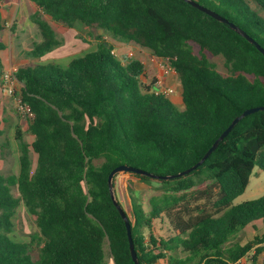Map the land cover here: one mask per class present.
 Listing matches in <instances>:
<instances>
[{
	"label": "trees",
	"instance_id": "16d2710c",
	"mask_svg": "<svg viewBox=\"0 0 264 264\" xmlns=\"http://www.w3.org/2000/svg\"><path fill=\"white\" fill-rule=\"evenodd\" d=\"M4 1L0 53L7 49ZM27 1L39 9L32 21L42 36L30 52L33 61L62 46L41 15L67 29L97 28L168 60L180 80L185 109L179 111L156 80L143 82L140 60H120L107 41L66 66L50 62L19 68L17 96L35 115L27 130L35 139L29 144L16 127L19 175H0V264H110L106 242L113 264H134L109 175L128 165L172 176L198 164L237 117L264 106V56L227 24L184 0ZM195 1L264 48V17L251 2ZM254 2L264 11V0ZM208 54L223 57L228 75L217 71ZM4 72L0 59L1 80ZM31 154L37 156L36 166ZM257 167L264 171V112L244 118L197 171L159 181L164 193L152 200L149 214L131 199L126 212L140 263L242 264L253 251L258 261L264 233L244 245L232 244L248 226L264 225V197L234 205ZM197 196L204 203L191 208L188 200ZM21 202L39 230L33 239L40 242L37 253L32 243L11 238ZM156 220H168L173 234L159 236Z\"/></svg>",
	"mask_w": 264,
	"mask_h": 264
},
{
	"label": "rangeland",
	"instance_id": "374dc122",
	"mask_svg": "<svg viewBox=\"0 0 264 264\" xmlns=\"http://www.w3.org/2000/svg\"><path fill=\"white\" fill-rule=\"evenodd\" d=\"M248 1L264 17V11L258 7L254 0ZM3 8L4 16L8 24L3 34V40L8 48L4 53L7 68L5 69L6 74L11 72V70L37 65V63H57L55 60L61 61L59 64L62 65V63L65 64L72 58L95 51L98 44L102 41L110 42L116 46L119 42L103 30L97 28H82L81 30L67 29L51 22L45 15H41L44 20L52 24L62 46L52 52L53 54H49L43 58L41 62L33 61L30 57V52L37 43L42 41L40 30L32 21V15L38 12V7H33L30 3H23V0H5ZM210 8L214 9L212 6ZM132 46L134 48L131 47L128 50L118 46L114 52L124 62H127L128 59L140 60L146 70V77L142 79L143 82L151 84L154 80H160V89L162 91L172 90V93L167 95L168 98L179 111H183L185 109L182 97L183 90L177 74L174 72L166 73L168 63L162 59L155 58L148 50L136 45ZM195 51L199 53L197 46H195ZM130 55L132 56L130 57ZM208 57L211 63L216 66L219 73L224 76L228 75L223 57H214L210 54H208ZM154 65L156 66V71L155 68L153 69ZM5 96L7 95L5 94ZM6 98L8 99L6 107L0 105V175L4 177L11 175L18 176L20 171V149L15 140L16 127L19 126L24 131L25 140L29 144H32L35 139L34 136L27 133L29 120L18 110L15 98L10 96ZM31 157L36 166L37 156L31 154ZM114 185L118 201L121 202L126 211L129 210L130 203L134 200V202L141 205L143 210L149 214L153 209L152 200L161 198L164 193L159 181L154 180L151 183H141L132 179L129 174L123 173L116 176ZM12 193L16 198L20 197L17 186L12 188ZM261 197H264V171L257 167L254 170L251 183L246 192L234 202V205L237 206ZM197 198L198 196L191 197L188 200L191 208H195L204 203L202 200L198 201ZM14 224L15 229L11 238L16 242L32 243L37 253L40 242L38 239L34 242L33 239L39 236V230L23 202H21L17 210ZM154 225L156 232H160L159 236L167 238L173 234V232L171 233V226L168 220H156ZM263 233L264 225L259 221L254 227H248L234 236L232 244L244 245L253 241L255 237L261 236ZM147 240H149L148 234ZM105 253L106 260L110 264H113L108 242L105 244ZM254 253V251L251 252L243 260L242 264H261L264 261V254L259 257L258 261L254 262L252 259Z\"/></svg>",
	"mask_w": 264,
	"mask_h": 264
},
{
	"label": "water",
	"instance_id": "95a60500",
	"mask_svg": "<svg viewBox=\"0 0 264 264\" xmlns=\"http://www.w3.org/2000/svg\"><path fill=\"white\" fill-rule=\"evenodd\" d=\"M184 1L187 2L189 5H191L192 7L196 8L197 10L207 14L208 16H210L212 18H214L218 22L223 23V24H227L230 27L231 30H233L236 33H238L239 35H241L249 43L255 45L257 50L264 56V48H262L254 39H252L250 36H248L246 34V32H244L242 29H240L236 25L230 23L227 19H225L224 17H222L219 14L215 13L214 11H212V10L202 6V5H200L195 0H184ZM258 112H264V106L263 107H257V108L249 109V110L245 111L241 116L237 117L232 122V124L227 128V130L220 136V138L214 143L212 148L206 153V155L203 157V159L198 164H196L195 166H193L189 170L181 172V173H179L177 175L158 176V175H155V174L149 173L147 171H144V170H141V169H138V168H134V167L128 166V165L119 166V167H117L116 169H114L111 172V174L109 175V179H108V184H109V188H110V192H111V197H112V200H113V203H114L115 207L117 208V210L120 213L121 218L125 222V226H126V229H127L128 240H129V245H130L131 257H132V260H133L134 264H141V263L139 261V257H138V254H137V251H136V248H135V243H134V239H133L132 225H131L130 218H129L126 210L124 209V207H122L121 204L119 203L118 198L116 196L115 185H114V181H115L116 176L119 175V174H122V173L123 174H135V175L148 177L150 179L158 180V181H170V180H174V179H178V178H182V177L188 176L192 172L197 171L209 159V157L218 149L220 143L223 142L229 136V134L233 131V129L244 118H246V117H248L250 115L256 114Z\"/></svg>",
	"mask_w": 264,
	"mask_h": 264
},
{
	"label": "built area",
	"instance_id": "2783aa9c",
	"mask_svg": "<svg viewBox=\"0 0 264 264\" xmlns=\"http://www.w3.org/2000/svg\"><path fill=\"white\" fill-rule=\"evenodd\" d=\"M115 54V52H114ZM116 55V54H115ZM132 55H130L131 57ZM166 63H168V60H164ZM168 70L166 71V73L169 72H174L176 73L169 65L168 63ZM18 71V69H14L11 70V72L9 73H5L3 74L2 77V91L7 95L10 96L12 98H15L16 100V105L18 110L21 112V114H23L29 121H33V119L35 118V115L33 114L32 110L30 107H28L27 105H24L21 101V99L17 96V90L19 88L20 83L18 82V80L15 77L16 72ZM161 81L158 80L157 81V86H159V88L161 87ZM162 91V90H161ZM164 94L169 95L170 93H172V90L169 91H162Z\"/></svg>",
	"mask_w": 264,
	"mask_h": 264
},
{
	"label": "crops",
	"instance_id": "0c3cea01",
	"mask_svg": "<svg viewBox=\"0 0 264 264\" xmlns=\"http://www.w3.org/2000/svg\"><path fill=\"white\" fill-rule=\"evenodd\" d=\"M23 3H26V4H27V3H30V2H28L27 0H23ZM30 5H32L33 7H36L35 5H33V4H31V3H30ZM7 25H8V24H7ZM2 41L4 42V40H3V35H2ZM4 43H5V42H4ZM109 43H110V42H109ZM5 44H6V43H5ZM6 46H7V45H6ZM113 46H114V49H115L116 47H118V46H119V47H122V48H125L126 50L130 49L131 47L134 48V46H132L131 44L128 45V44H124V43H120V42L117 43V46H116L115 44H113ZM135 48H136V47H135ZM7 50H8V48H7L6 50H4L3 52L0 53V59H1L2 63H3V65H4V68H5V69H7V68H6V64H5L6 62H5V58H4V53H5ZM115 50H116V49H115ZM51 54H53V53H51ZM73 59H74V58L70 59L69 62H67V63H65V64L62 63V65H64V66L68 65ZM58 61H59V60H58ZM58 61L55 60V62H57V64H59V63L61 62V61H59V62H58ZM63 61H64V60H63ZM154 68H155V71H156V66H155V65L153 66V69H154ZM1 85H2V80L0 79V105H3L4 107H6V102H8V99L6 98L7 96H5L4 92L2 91V87H1ZM19 87H20V85H19ZM3 97H4V98H3ZM251 178H252V177H251ZM250 183H251V180H250ZM250 183H249V185H250ZM248 187H249V186H248ZM256 223H257V222H255L254 224H252V225H250V226H248V227H251V226L254 227V226L256 225ZM248 227H247V228H248ZM247 228H246V229H247ZM263 254H264V253H263ZM263 254H262V255H263ZM262 255H261V256H262ZM261 256H260V257H261ZM258 260H259V258H258ZM242 262H243V261H242ZM261 264H264V261H263Z\"/></svg>",
	"mask_w": 264,
	"mask_h": 264
}]
</instances>
